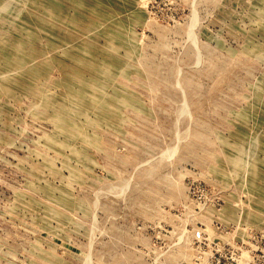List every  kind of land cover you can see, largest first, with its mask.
<instances>
[{
  "label": "rangeland",
  "instance_id": "374dc122",
  "mask_svg": "<svg viewBox=\"0 0 264 264\" xmlns=\"http://www.w3.org/2000/svg\"><path fill=\"white\" fill-rule=\"evenodd\" d=\"M0 264H264V0H0Z\"/></svg>",
  "mask_w": 264,
  "mask_h": 264
}]
</instances>
